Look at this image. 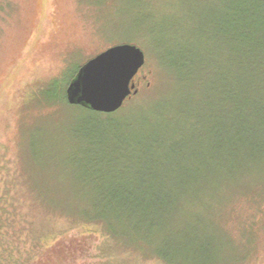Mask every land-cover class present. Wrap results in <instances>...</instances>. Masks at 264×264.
<instances>
[{
    "label": "rangeland",
    "instance_id": "1",
    "mask_svg": "<svg viewBox=\"0 0 264 264\" xmlns=\"http://www.w3.org/2000/svg\"><path fill=\"white\" fill-rule=\"evenodd\" d=\"M220 14L217 0H0L1 175L11 187L7 196L16 208L17 227L29 233L24 220L32 221L49 236L46 245L63 258L61 264H113L110 253L119 249L112 243L141 250L144 259L140 264H162L157 251L168 249L172 253L169 260L177 263L188 256L186 261L194 264L195 255L201 253V262L207 264L210 257L215 264H264V184L247 189L242 180L245 174H228L235 186L227 193L200 192V206L192 204L195 195H183V201L179 199L183 207L161 214L170 222L165 232L134 229L127 213L117 218L109 201L113 194L136 187L124 181L96 185L90 180L96 169L111 175L120 172L115 153L103 146L108 145L107 138L95 136L89 144L79 132L75 134L78 127L86 132L101 124L134 130L135 118L125 115L126 127L121 128L123 116L97 115L84 107L38 98L53 80L66 83L67 88L77 66L108 47L133 43L145 51L147 59L134 79L141 93L137 103L152 100L156 109L178 95L190 106L201 103V110L196 111L202 119L207 113L201 98L191 101L202 94L194 77L203 69V79L209 83L206 50L216 38L213 30ZM177 51L195 58L188 80L179 79L175 69ZM190 79L198 92L185 96L176 83ZM141 122L145 125V119ZM124 145L139 150L134 141ZM227 194L221 212L215 198ZM216 214L217 220L207 219ZM93 218L103 220L90 221ZM60 227L79 231L59 239L56 230ZM55 237L59 240L52 244ZM196 241H201L197 248ZM120 254L128 260L132 257Z\"/></svg>",
    "mask_w": 264,
    "mask_h": 264
},
{
    "label": "trees",
    "instance_id": "2",
    "mask_svg": "<svg viewBox=\"0 0 264 264\" xmlns=\"http://www.w3.org/2000/svg\"><path fill=\"white\" fill-rule=\"evenodd\" d=\"M217 2L221 14L215 21L216 31L213 30L216 38L206 50V77H209V83L206 84L203 79L205 71H198L194 79L200 85L202 96H195L191 100L196 102L201 98L206 116L201 119L196 111L198 108L201 110V103L193 107L173 94L169 102L163 103V108V104L161 105L162 110L155 109L151 105L152 100L137 103L138 96L141 95L137 85L138 92L133 93L119 111L97 114L107 117L123 116L119 123L121 128L126 127L129 115L128 118H135L134 130L120 131L116 125L101 124L92 129L86 128V132L78 127L75 134L79 132L78 135L87 138L89 144L94 142L95 136L104 135L107 138L108 145H101L108 153H115L120 172L111 175L110 172L96 169L90 180L96 185L124 181L135 186L136 190L119 193L117 196L113 194L109 205L116 209L117 218L125 217L123 214L126 212L134 229H142L149 234L153 231L160 233V230L165 232V227L170 222L163 219L161 214L183 207L179 201L183 195H195L191 199L192 204L200 206V192H226L235 186L227 178L228 174H245L242 180L243 187L247 189H251V185L257 188L264 184V173L260 172L264 170V0ZM215 41L218 42L214 43ZM177 53L179 55L175 69L178 70L179 79L188 80L192 77L189 68L195 67V58L186 54L187 52ZM79 68L77 66L67 82L75 77ZM176 85L185 96L198 92L192 79ZM65 91L66 83L63 86L62 82L53 80L49 87L42 89L38 98L41 101L76 107L68 103ZM220 115L221 118L216 119ZM142 119L148 125L145 126ZM133 141L139 152L124 145ZM2 166L0 165V264H61L63 258L58 257L57 251L46 245L48 240L45 241V238L48 239L49 236L37 229L32 221L24 220L29 224V233L17 227L16 208L10 206L12 202L7 196L10 195L11 187L1 175ZM1 183L6 185L3 187ZM228 196L215 198L214 203L219 205L221 212ZM105 208L109 210L107 203ZM218 216L216 214L207 219L217 220ZM103 218H93L90 221L100 222ZM75 229L77 228L60 227L56 234L61 235L59 239H62L69 237ZM57 237L52 244L59 240H56ZM82 237L87 236L82 233ZM200 243L201 241H196L193 245L197 248ZM186 244L188 243L182 245L183 249ZM112 246L119 249L110 253L111 260L115 261L113 264H140L144 259L142 251L135 247L122 248L114 243ZM174 249L178 248L174 245ZM157 252L162 264H192L186 261L190 259L188 256H182L178 263L176 259L169 260L172 255L169 249L165 253L160 250ZM120 253L136 258L129 257L128 260ZM200 254L195 255L194 261L197 263L194 264H207L201 262L203 254ZM209 260V264L217 263L211 257Z\"/></svg>",
    "mask_w": 264,
    "mask_h": 264
},
{
    "label": "water",
    "instance_id": "3",
    "mask_svg": "<svg viewBox=\"0 0 264 264\" xmlns=\"http://www.w3.org/2000/svg\"><path fill=\"white\" fill-rule=\"evenodd\" d=\"M145 51L120 43L89 59L69 82L65 95L71 105L111 114L137 93L135 76L146 64Z\"/></svg>",
    "mask_w": 264,
    "mask_h": 264
}]
</instances>
